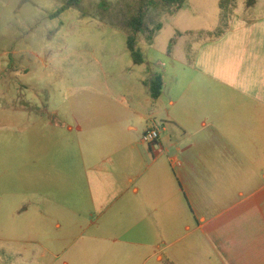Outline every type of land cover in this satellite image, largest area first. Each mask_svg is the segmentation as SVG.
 I'll use <instances>...</instances> for the list:
<instances>
[{
	"label": "rangeland",
	"instance_id": "374dc122",
	"mask_svg": "<svg viewBox=\"0 0 264 264\" xmlns=\"http://www.w3.org/2000/svg\"><path fill=\"white\" fill-rule=\"evenodd\" d=\"M100 1L85 0L81 11L51 20L63 0H0V264H167L131 257L132 247L112 262L95 261L113 240H141L119 215L95 211L90 178L110 156L119 167L125 157L138 158L119 142L115 124L128 110L116 100L146 95L143 80L151 78L127 47L122 8L134 0H107L112 15L105 21ZM234 5L237 15L264 13V0L255 9L236 0L230 14ZM220 15V0H185L173 15L151 13L150 32L135 38L137 50L164 64L156 72L172 74L171 64L196 62L216 38ZM179 72L181 81L196 78ZM196 79L192 90L202 84V76ZM75 124L84 131L69 133ZM101 128L106 132L94 133ZM129 135L138 152L148 148L140 133Z\"/></svg>",
	"mask_w": 264,
	"mask_h": 264
},
{
	"label": "crops",
	"instance_id": "0c3cea01",
	"mask_svg": "<svg viewBox=\"0 0 264 264\" xmlns=\"http://www.w3.org/2000/svg\"><path fill=\"white\" fill-rule=\"evenodd\" d=\"M234 6L224 33L200 48L196 62L173 63L168 74L144 57L147 94L116 100L128 110L115 124L119 142L139 156L120 167L110 156L92 170L93 207L119 215L141 240H113L95 261L112 262L132 247L131 257L159 263L264 264V13L237 15ZM180 69L197 72L202 84L192 90L197 79L181 81ZM157 77L163 90L155 99ZM151 128L160 138L148 146L142 136ZM131 133H140L143 153Z\"/></svg>",
	"mask_w": 264,
	"mask_h": 264
},
{
	"label": "trees",
	"instance_id": "16d2710c",
	"mask_svg": "<svg viewBox=\"0 0 264 264\" xmlns=\"http://www.w3.org/2000/svg\"><path fill=\"white\" fill-rule=\"evenodd\" d=\"M85 0H63L62 6L50 15L51 20L59 18L63 13L70 9L82 10ZM236 0H220L221 21L220 26L213 33L214 36H221L227 28L230 10ZM258 0H246L248 8L254 7ZM185 4V0H134L132 3H125L122 8L123 19L122 24L129 33L127 39V47L131 57L136 65L144 63L143 55L137 50L136 36L150 32V15L151 13L159 14L161 12H169L171 15L180 11ZM98 14L102 21H105L108 15H112L111 6L107 0H101L98 4ZM119 11L118 8L114 9ZM116 13V12H115ZM84 16V15H83ZM161 25L156 27L160 30ZM152 32V31H151ZM152 34V33H151ZM177 43V38L170 41L168 54L172 53L174 46ZM163 90V79L157 77L151 85V92L155 99H158Z\"/></svg>",
	"mask_w": 264,
	"mask_h": 264
},
{
	"label": "built area",
	"instance_id": "2783aa9c",
	"mask_svg": "<svg viewBox=\"0 0 264 264\" xmlns=\"http://www.w3.org/2000/svg\"><path fill=\"white\" fill-rule=\"evenodd\" d=\"M159 138H160V134L158 130L151 128L143 134L142 142L148 146H151L157 143Z\"/></svg>",
	"mask_w": 264,
	"mask_h": 264
}]
</instances>
